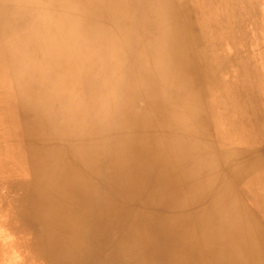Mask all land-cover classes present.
<instances>
[{"label": "rangeland", "instance_id": "374dc122", "mask_svg": "<svg viewBox=\"0 0 264 264\" xmlns=\"http://www.w3.org/2000/svg\"><path fill=\"white\" fill-rule=\"evenodd\" d=\"M132 1L134 9L142 7L148 16L145 27L136 30L141 13L135 10L129 14V19L124 20L119 15L114 22L119 32L132 30V34L139 36L137 40L142 42L147 55L145 60L151 62L150 77L146 80L153 82L155 88L160 86L159 94L155 93L157 99L160 100V93L163 99L158 104L159 133L154 134L161 156L156 155L157 159L159 162L162 159L163 163L176 159L179 163L178 183L168 185L161 178L160 199L171 197L173 192L181 194L192 183L219 182L223 199H228L221 209L235 208V233L243 240V233H251L255 242L248 241L245 249L247 264H264V174H259L255 183L244 178L240 184L239 179L248 172L242 163L244 157L236 151L214 147L206 125L202 89L192 79L190 15L184 14L181 28H177L165 13L164 0ZM64 17V0H0V264H163L161 255L156 252L159 242L154 245L153 253L147 248L152 235L148 229L154 222L152 232L159 239L161 233L157 226L162 224V218L157 214L147 227L149 191L146 181L137 179L142 166L130 167L127 125L130 115L137 116L140 106L145 104L142 92L128 95L121 89L119 75L114 73L118 60L114 62L110 56L103 57L104 65L97 59L90 60L87 53L77 62L66 63L61 56H56L52 62L56 43L65 38ZM39 19L58 40L56 37L47 41L36 39ZM99 27L103 32L106 30L104 26ZM158 36L168 45L164 51H158L155 45ZM37 42L42 45L40 52ZM98 52L104 53L100 49ZM154 65H160L162 70L160 83L156 81ZM65 96L71 98L65 101ZM62 102H70L63 105V110L71 113L67 118H76L72 122L71 137L66 134L70 130L68 126L51 119L55 116L53 108ZM72 142L82 147V155L74 154L72 149L69 153L67 145ZM94 142L98 143L95 147L98 156L91 161L88 157L91 149L86 146L93 148ZM82 156L90 160L84 169L86 178L81 171ZM137 160L140 161V157ZM95 161L100 165L102 161L99 172ZM133 170L136 175L132 174ZM95 173L109 176L107 182L102 179L93 183ZM256 183L258 187H250ZM85 184L90 187L87 197L97 194L101 200L109 202L110 237L114 233L107 244L103 241L100 244L98 236L81 240L80 245L91 247L87 257L78 249V235L67 229L69 206L74 203L75 211L82 210L81 186ZM188 216L182 201L179 217L185 221ZM216 219L217 213L210 214L207 222L200 219L199 223L196 219L191 222V229L198 239L210 236L207 243H213L218 237L211 231ZM116 221L115 227L112 224ZM222 223H227V233L233 232L231 221ZM86 225L84 229L88 232L98 230L96 222ZM115 234L117 250L116 243L113 244Z\"/></svg>", "mask_w": 264, "mask_h": 264}, {"label": "bare ground", "instance_id": "6f19581e", "mask_svg": "<svg viewBox=\"0 0 264 264\" xmlns=\"http://www.w3.org/2000/svg\"><path fill=\"white\" fill-rule=\"evenodd\" d=\"M132 10L141 13L140 21H138L139 26L136 29L137 31H140L141 29H143V25L145 27L148 16H145L146 13L144 12L142 7L134 9L132 0H64L65 17L63 22V29L65 38L63 40H58V38L52 34L50 28L45 25L42 19H39V22L36 25L38 29L36 28L35 37L38 41H47L54 37L57 38L56 40H58V43L55 42V52L53 54V58L51 59L52 62L54 61L56 56H61V59L66 63L74 60V62H77L82 58L84 59V55L86 53L89 54L90 60L97 59L103 65L106 62L103 57L110 56L111 60H113L114 62H117L118 60L117 67H115L114 73L119 75L118 83L119 85H121V89L128 95H136L139 94L140 91L142 92L141 94L144 98L143 100L145 104L144 106H140V112L137 116L131 117L130 115L129 121L127 120V127L129 130L130 153L132 162V164H130V167L133 169L132 165L135 164L142 166L141 171L137 173V179H143V181H146V185L149 191V200L147 207V227L149 223L154 220L153 218L157 214L158 217L162 218V224L157 226V230L161 233L159 239L156 238L155 234L152 232L154 231L152 227V224H154V222L148 229L150 234L152 233L149 240L147 241L148 250L153 253L154 245H157V243L159 242L160 247L157 246L158 249H156V252L161 255L163 264H247V260L246 258H244V252L246 251L245 249L248 248V241H252V234H248L247 232L243 233L245 236L243 240L238 236L237 232L235 233V223L233 220V213L235 212V208L230 207L229 209V207H227V209H221V207H225L228 199H223V196L221 194L222 191L220 185L218 184L219 182L215 183L214 181L208 180L207 183L200 182L197 185L192 183L190 184L191 187L183 189L181 194L173 192L171 197L168 195L165 197L163 196L162 199H160V191H162V189L160 190V182L162 180L161 178H163L162 182H166L168 183V185L171 183H178L180 178H177L176 173L178 172L179 163L176 159L172 160L171 163H163L162 159H160L159 162L157 159V156H159L160 158L161 156L159 153V147L157 148L154 143V134L159 133L158 104L160 100L163 99H161V93L160 95H158L160 97V100L159 98L157 99L156 94H159L157 88H159L160 86L155 88L153 87V82H151L150 80H146V78L149 79L150 77L149 72H151V62L146 61L147 55L146 52H143L142 42L140 40H137L139 36L136 33V35H134V33L132 34V30L119 32V26L114 22V19L119 15L123 16L124 20L129 19V14L132 12ZM2 21L4 24L5 17L2 18ZM159 24L160 23H157L156 25ZM99 26H104L106 28V32L99 30ZM157 28L160 29L159 27ZM158 37H156V40L158 42L156 41L157 43L155 45L158 51H164V49L168 47V45L163 44L162 38ZM37 43V48L40 52L42 50V45L40 44V42ZM97 48L103 50L104 53H99ZM88 52H91V54ZM154 68L156 69V81H159L160 83L162 81V70L160 68V65H154ZM145 87H147V89ZM70 98L71 96H67L65 101H68V99ZM69 103L70 102H62L60 105L54 107L53 112L55 116L51 117V119H56L59 124H63V126H68L70 128L69 132L66 133L68 134V136L72 129V122H75L73 119H76L74 117L67 118V114L70 116L71 113L68 112L67 109L63 110V105ZM125 104L128 103L125 102ZM134 106L136 107V105ZM133 112H135V110ZM63 126L62 129L64 128ZM69 137H71V135ZM166 138L168 139V137ZM158 140L159 137L156 141ZM67 146L69 148L70 154L72 149V151H74V154L82 155V147L77 143L72 142V144ZM96 146H98L97 142H94V144L92 145L93 148H91V145L86 146L87 149H91V153L88 154V157L91 161L94 156H98V152L95 151ZM138 157H140V161L137 160ZM81 158L83 164V167L81 169L82 176L86 178V172L84 171V169L86 168L85 166L90 163V160H88L87 156H82ZM95 163L97 165L96 171L99 172L102 161L101 165L98 161H95ZM161 165L164 166L163 170L160 167ZM132 174L136 175V173H134V170ZM94 175L96 176L93 177L94 179L92 178L93 183L98 181L100 182L102 181V179L107 182L109 177L106 174H104L103 176H99L98 173H95ZM196 176L198 177V175ZM130 180L132 182V177ZM81 188L83 189L82 210L80 212L75 211L73 209L74 203L69 206L70 209L68 212V217L70 226L67 229L71 232H74L75 235H78L77 237L80 240L78 241V249L83 250L82 253L86 254L85 257H87V255L90 254L91 247L90 245L84 246V243H81L80 245L81 240L82 242L83 240L88 241L89 239H94V236H98L101 238V240L99 241L100 244L102 243V241L107 244L108 238H113L114 233L110 237L109 229L112 230V226L109 224V217L112 212L110 211L111 207L109 202L101 200L97 194L87 197L90 187H87L86 184L84 187L81 186ZM168 198L171 199L168 200ZM182 201L184 202V204H186V208L188 209L189 214L188 218L185 221H183L182 218L179 217V207L182 204ZM197 205L200 206V209L197 207ZM213 206L216 209L213 208ZM115 208L116 206L113 207V211L115 210ZM227 212L231 214L228 216L226 214ZM164 213H166L167 216H164ZM212 213L218 214V219H216L217 223H212L211 225V231L215 232L218 237L213 241V243H207L208 241H210V236L203 235L200 239H198L194 231H192L193 229H191V222L196 221V219H198L197 222L199 223L200 219L203 222H207L208 216H210V214ZM161 215H163V217ZM204 217H207V219ZM224 220H226L227 222L231 221L230 228L233 232L227 233V223H222V221ZM93 222H96L98 230L93 233L86 231L84 229V225L87 224L86 226H89L93 224ZM116 223L117 221L112 225H115L116 227ZM206 229L208 230V226H206ZM158 231H156V233ZM227 238L230 239V241H226ZM252 242L255 243L254 241ZM117 243L118 242L116 240L115 234L113 244H115L116 250ZM254 251H256V248L253 250V253Z\"/></svg>", "mask_w": 264, "mask_h": 264}, {"label": "crops", "instance_id": "0c3cea01", "mask_svg": "<svg viewBox=\"0 0 264 264\" xmlns=\"http://www.w3.org/2000/svg\"><path fill=\"white\" fill-rule=\"evenodd\" d=\"M164 1L177 28L190 15L192 79L214 147L243 156L240 184L255 183L264 174V0Z\"/></svg>", "mask_w": 264, "mask_h": 264}]
</instances>
